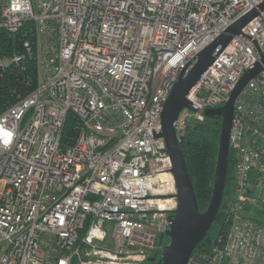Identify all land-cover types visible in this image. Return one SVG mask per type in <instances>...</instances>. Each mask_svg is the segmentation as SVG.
Returning <instances> with one entry per match:
<instances>
[{"label":"built area","instance_id":"2783aa9c","mask_svg":"<svg viewBox=\"0 0 264 264\" xmlns=\"http://www.w3.org/2000/svg\"><path fill=\"white\" fill-rule=\"evenodd\" d=\"M263 2L0 0V29L35 24L38 66L34 91L0 114V264H144L178 209L172 158L156 136L164 104L198 53L257 9L214 51L178 138L230 100L264 55ZM230 152L227 237L188 264H264V68L235 101Z\"/></svg>","mask_w":264,"mask_h":264},{"label":"water","instance_id":"95a60500","mask_svg":"<svg viewBox=\"0 0 264 264\" xmlns=\"http://www.w3.org/2000/svg\"><path fill=\"white\" fill-rule=\"evenodd\" d=\"M259 10L264 11V2L259 6ZM258 14L259 11L257 9L252 10L204 47L198 53L197 61L189 73L185 75L187 66L181 71L164 104L162 129L156 133V136L164 139L172 158V171L178 190V209L169 218V226L166 231L169 242L163 245L157 260L155 258L149 259L152 262L157 261V264H188L193 252L208 235L216 221L226 189L235 101L247 83L263 70L264 55L261 53V61L244 74L233 91L230 100L225 105L215 109H208L204 113L205 118H220L222 120L213 191L205 212H201L199 209L195 187L184 153L181 150V143L185 137L178 138L175 123L182 110L187 108L194 111L192 103L187 96L214 62V51L219 46L226 47L233 37L241 34L242 28Z\"/></svg>","mask_w":264,"mask_h":264},{"label":"trees","instance_id":"16d2710c","mask_svg":"<svg viewBox=\"0 0 264 264\" xmlns=\"http://www.w3.org/2000/svg\"><path fill=\"white\" fill-rule=\"evenodd\" d=\"M15 54L25 55L21 63L11 61ZM4 59H9L10 63L0 67V114L33 92L37 86V34L33 22H27L15 33L0 29V61ZM74 123L70 116L64 135L67 143L76 137ZM221 127L220 118H205L201 122L193 120L188 124L185 139L181 143L201 212L207 210L212 196ZM234 168L235 158L230 153L225 195L220 211L210 232L195 249L193 256L210 251L214 245H222L227 237L228 224L223 210L232 191Z\"/></svg>","mask_w":264,"mask_h":264},{"label":"rangeland","instance_id":"374dc122","mask_svg":"<svg viewBox=\"0 0 264 264\" xmlns=\"http://www.w3.org/2000/svg\"><path fill=\"white\" fill-rule=\"evenodd\" d=\"M111 235V233H110ZM169 242V239L166 237V238H162V239H158V241L155 243V246L153 248H146V250L148 251V257L149 258H155L156 260L158 259V257L160 256V253H161V246L165 243H168ZM147 257V258H148Z\"/></svg>","mask_w":264,"mask_h":264},{"label":"flooded vegetation","instance_id":"af4514ba","mask_svg":"<svg viewBox=\"0 0 264 264\" xmlns=\"http://www.w3.org/2000/svg\"><path fill=\"white\" fill-rule=\"evenodd\" d=\"M166 244V243H165ZM164 245V244H163ZM163 245L161 246V248L163 247ZM161 251V250H160ZM150 258L148 257L147 258V260H146V262L144 263V264H157V261H155V262H152V261H150L149 260Z\"/></svg>","mask_w":264,"mask_h":264}]
</instances>
